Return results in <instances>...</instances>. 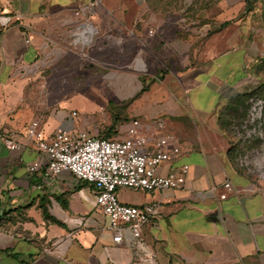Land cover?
Wrapping results in <instances>:
<instances>
[{"label": "crops", "instance_id": "1", "mask_svg": "<svg viewBox=\"0 0 264 264\" xmlns=\"http://www.w3.org/2000/svg\"><path fill=\"white\" fill-rule=\"evenodd\" d=\"M91 1L0 0V15L10 18L8 26H0V264H264V182L236 167L229 134L216 118L221 107L246 92L248 42L226 41L229 50L203 63L178 59L170 67L156 66L164 73L149 75L147 91L130 106L141 134L150 141L168 134L179 149L157 174L189 167L178 190L127 198L129 189H118L121 203L160 206L140 239L125 231L114 244L107 219L95 209L93 186L67 172L45 176L44 158L26 128L38 120L39 130L49 136L68 113L29 101L28 79L71 42L89 47L101 34L118 45L139 34L125 22L136 12L114 9L116 0H101L90 17L75 15ZM133 71H141L137 63ZM109 74L112 81L126 80L118 72ZM5 141L19 149H8ZM34 162L39 168L28 173ZM226 181L236 193L223 189ZM223 193L227 198L221 201Z\"/></svg>", "mask_w": 264, "mask_h": 264}, {"label": "rangeland", "instance_id": "2", "mask_svg": "<svg viewBox=\"0 0 264 264\" xmlns=\"http://www.w3.org/2000/svg\"><path fill=\"white\" fill-rule=\"evenodd\" d=\"M116 1L114 9L136 12L125 22L139 32L137 39L117 45L100 34L89 47L71 42L61 56L51 54L40 73H32L24 86L29 101L55 112L74 111L75 128L117 138L132 121L129 108L147 91L149 75L164 73L156 66L170 67L178 59L203 63L229 50L226 41L249 43L246 92L259 84L264 90V0ZM134 63L140 72L133 71ZM117 72L126 80L112 81L109 73ZM139 193L129 189L127 198Z\"/></svg>", "mask_w": 264, "mask_h": 264}, {"label": "built area", "instance_id": "3", "mask_svg": "<svg viewBox=\"0 0 264 264\" xmlns=\"http://www.w3.org/2000/svg\"><path fill=\"white\" fill-rule=\"evenodd\" d=\"M101 0H92L75 12L76 16L87 18L94 14ZM10 18L0 15V26L6 27ZM91 37L96 34L92 28ZM83 41L86 38L82 39ZM26 42L29 43L28 39ZM247 84V77H246ZM77 113L70 112L63 123L49 136L39 130V121L33 120L26 128V136L32 140L45 161V176L53 179L63 172L71 174L76 180L92 185L96 191L95 209L108 221L107 229L112 234V242L120 244L122 235L129 231L140 239L142 227L158 218L160 206L150 203L133 206L121 203L116 195L118 189L151 193L158 190H178L184 187L189 174L188 166L171 168L165 176L157 170L172 157L179 154L173 146L172 137L160 134L150 141L141 134V124L130 122L123 135L113 139L92 136L86 131L75 128ZM162 128V123L158 124ZM231 147L235 150V165L245 174L264 182V100L252 97L243 123H233L229 131ZM10 150H18L17 144L5 141ZM40 164L34 162L27 167L33 173ZM226 192L236 193L230 181L223 184ZM214 189L210 190L213 193ZM226 193L219 196L223 201ZM75 225H83L74 219ZM56 250V249H55ZM45 252L52 253L50 249ZM154 259V254H149Z\"/></svg>", "mask_w": 264, "mask_h": 264}, {"label": "trees", "instance_id": "4", "mask_svg": "<svg viewBox=\"0 0 264 264\" xmlns=\"http://www.w3.org/2000/svg\"><path fill=\"white\" fill-rule=\"evenodd\" d=\"M262 61H260L261 63ZM255 67V69L260 68ZM255 97L264 100V90L261 84L256 86L251 92L242 93L230 100L226 105L222 107L218 114V123L220 127L229 134L230 127L233 123H243L246 120L247 112L249 109V99ZM100 137V136H98ZM103 139H109L106 137H100ZM113 139V138H112ZM234 147H231L230 151L233 153L235 159ZM92 186V185H91ZM55 222V221H54ZM58 224V223H57Z\"/></svg>", "mask_w": 264, "mask_h": 264}, {"label": "bare ground", "instance_id": "5", "mask_svg": "<svg viewBox=\"0 0 264 264\" xmlns=\"http://www.w3.org/2000/svg\"><path fill=\"white\" fill-rule=\"evenodd\" d=\"M89 34L91 35L92 34V31H90Z\"/></svg>", "mask_w": 264, "mask_h": 264}]
</instances>
